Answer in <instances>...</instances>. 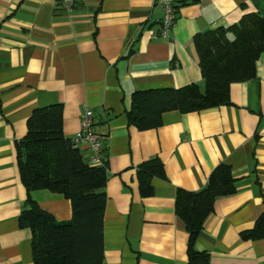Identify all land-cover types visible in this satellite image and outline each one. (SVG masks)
Segmentation results:
<instances>
[{
	"label": "crops",
	"instance_id": "0c3cea01",
	"mask_svg": "<svg viewBox=\"0 0 264 264\" xmlns=\"http://www.w3.org/2000/svg\"><path fill=\"white\" fill-rule=\"evenodd\" d=\"M60 1L0 0V264H34L33 233L21 226L28 192L17 146L34 112L57 104L67 138L79 133L87 106L105 141L103 264H188L176 197L203 190L221 164L232 168L236 192L217 200L197 249L211 264H264V239L242 238L264 214V54L256 79L231 86L230 105L167 112L148 131L127 117L138 91L197 84L204 93L196 36L264 12V0H179L170 40L154 35L163 12L152 0H79L72 14ZM80 151L89 162L90 150ZM151 160L164 175L145 195L139 174ZM32 197L58 222L71 220L64 196Z\"/></svg>",
	"mask_w": 264,
	"mask_h": 264
},
{
	"label": "trees",
	"instance_id": "16d2710c",
	"mask_svg": "<svg viewBox=\"0 0 264 264\" xmlns=\"http://www.w3.org/2000/svg\"><path fill=\"white\" fill-rule=\"evenodd\" d=\"M194 42L206 91L197 84L138 91L127 113L129 126L154 130L163 125L167 112L188 114L230 105L231 86L257 78V62L264 54V12L245 15L229 28L200 34ZM27 127L26 137L17 146V159L28 192L21 226L33 233L34 264H103L108 170L92 166L64 135L62 105L36 110ZM163 175L159 160L143 165L139 177L145 195L152 192L151 179ZM235 184L232 168L221 164L203 190L178 191L176 214L189 234L188 264H211V255L197 249V240L217 200L233 195ZM43 190L71 202L70 221L58 222L39 208L32 194ZM242 238L264 239V214Z\"/></svg>",
	"mask_w": 264,
	"mask_h": 264
},
{
	"label": "built area",
	"instance_id": "2783aa9c",
	"mask_svg": "<svg viewBox=\"0 0 264 264\" xmlns=\"http://www.w3.org/2000/svg\"><path fill=\"white\" fill-rule=\"evenodd\" d=\"M155 6H160L163 12L161 26L154 35L158 38L170 40L173 30L179 19V0H152ZM79 0H61L60 6L63 10L72 14ZM75 148L83 146L90 150L89 163L92 166L108 170V157L105 151L104 138L94 130V112L87 106H84L81 116V129L79 133L72 138Z\"/></svg>",
	"mask_w": 264,
	"mask_h": 264
}]
</instances>
